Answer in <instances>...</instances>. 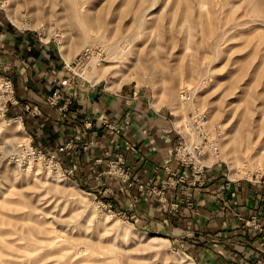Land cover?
I'll return each instance as SVG.
<instances>
[{"label":"rangeland","instance_id":"rangeland-1","mask_svg":"<svg viewBox=\"0 0 264 264\" xmlns=\"http://www.w3.org/2000/svg\"><path fill=\"white\" fill-rule=\"evenodd\" d=\"M247 1L7 0L0 18L9 19L6 30L26 33L55 54V67L63 66L71 91L77 84L109 94L134 86L176 125L184 126L194 111L204 112L212 124L207 133L220 135L216 155L203 162L217 161L225 177L264 183V13L252 11ZM117 47L126 50L112 59ZM92 55L115 65L117 88L84 76ZM3 71L0 67V264H195L176 242L178 229L146 225L132 211L114 207L110 190L94 189L99 180L69 169L62 154L51 160L26 156L24 146L34 138L29 122L8 111L16 97ZM44 86L39 91L48 103L53 92ZM157 92L173 96L175 104L156 101ZM225 137L240 143L241 164L251 168L247 175L233 173L235 164L220 147Z\"/></svg>","mask_w":264,"mask_h":264},{"label":"crops","instance_id":"crops-1","mask_svg":"<svg viewBox=\"0 0 264 264\" xmlns=\"http://www.w3.org/2000/svg\"><path fill=\"white\" fill-rule=\"evenodd\" d=\"M0 14L4 12L0 10ZM7 21L0 18V67L12 81L16 97L8 111L13 117L29 122L33 145L55 152L59 144L70 140L74 146L69 152L56 153L64 156V164L69 169H77L87 180H99L98 186L95 181L94 189H104L103 193L110 190L114 207L132 211L146 225L154 221L162 229L167 230L169 226L178 229L176 242L184 246L195 264H253L264 257V231L252 230L243 222L251 216L264 219V183L225 177L215 161L205 168L203 183L189 185L185 191L195 204V212H190L184 202L176 211L162 208L135 183L120 189L117 181L100 173L107 157H114L116 152L122 153L132 176L141 180L151 178L154 184L165 180L163 165L177 174L185 173L186 169L173 160L176 134L173 130L164 131L169 127L165 114L143 100L125 99L113 92H96L89 88L92 84L85 88L77 84L78 88L71 91L69 77L62 76L63 66L55 67L59 61L54 58L55 54L35 45L26 33L6 30ZM43 84L44 90L58 94L55 103L44 102L45 93L39 91ZM60 104L64 106L58 110ZM125 109L130 113L127 128L118 134L103 127L100 118L117 122ZM86 119L90 126L83 128ZM90 139L93 144L82 149L80 143ZM125 139L133 144L134 150L124 149ZM96 156L102 157L100 162H94ZM97 173L100 174L96 176ZM107 180H113V186ZM182 185L184 182L165 189L167 198H180ZM139 194L141 203L137 204ZM262 224L264 229V220Z\"/></svg>","mask_w":264,"mask_h":264},{"label":"built area","instance_id":"built-area-1","mask_svg":"<svg viewBox=\"0 0 264 264\" xmlns=\"http://www.w3.org/2000/svg\"><path fill=\"white\" fill-rule=\"evenodd\" d=\"M7 6V0H0V10L5 11ZM3 85L9 87V80H3ZM125 99H139L148 103L147 97L140 92L137 87H132L127 93H115ZM58 98L57 93H52L47 97L48 103H55ZM64 104L57 106L58 110L63 108ZM100 122L109 131L113 133H120L123 129L127 128L130 124V113L128 109H125L119 115L117 122L106 119L105 117L100 118ZM185 127L176 125L173 121H169V127L164 129V131L170 132L173 130L176 134L175 142L172 148V157L176 165L184 167L186 169L185 173L177 174L174 169H171L168 165H163L162 170L166 173L165 180L160 184H154L151 178L141 180L137 177L132 176L131 168L126 164L125 160L122 158V153L116 152L114 157H107L105 160L104 168L100 170V173L109 176L118 183L122 184L123 187H128L132 183H135L138 189H144L145 194L153 196L158 205L162 208H166L170 211H176L181 202H184L185 206L190 212H195L196 207L192 198L185 193L189 185H201L203 183V174L205 168L210 166L214 161L209 162V164L204 163V158L207 155H216L218 151L217 147V136L220 135L219 131L214 132L213 135L207 133V116L202 111H194L184 120ZM83 128L90 126V121L88 119L84 120L82 123ZM93 141L85 140L80 143L82 149L88 148L92 145ZM124 149L128 151L134 150L133 144L128 142L126 139L123 140ZM73 143L70 140L64 141L59 144L55 152H46L41 147L33 145L30 141L24 146V152L26 156L34 159H47L51 160L56 156L59 151L69 152L73 147ZM106 153V151H104ZM101 156H96L93 158L94 162H100ZM100 173H97L98 176ZM184 182L181 191L182 195L177 200L168 199L166 196L165 189L168 187H174L178 183ZM108 206L110 204L108 203ZM240 218V216H238ZM263 220L257 219L254 216L249 217L243 222L252 230L263 232ZM253 264H264V257L259 258L254 261Z\"/></svg>","mask_w":264,"mask_h":264},{"label":"bare ground","instance_id":"bare-ground-1","mask_svg":"<svg viewBox=\"0 0 264 264\" xmlns=\"http://www.w3.org/2000/svg\"><path fill=\"white\" fill-rule=\"evenodd\" d=\"M17 0H15V2H16ZM247 1V0H246ZM13 2H14V0H13ZM14 2V3H15ZM248 2V4H249V7L250 8H252V11H255V12H257V11H262L263 13H264V0H248L247 1ZM203 3V2H202ZM246 3V2H245ZM247 4V3H246ZM199 5V4H198ZM248 7V8H249ZM37 8V7H36ZM35 8V9H36ZM249 8V9H250ZM34 9V8H33ZM35 9L33 10V11H35ZM38 11H39V9H38ZM37 11V12H38ZM36 12V11H35ZM9 13H11V12H9ZM33 14V13H32ZM253 14V13H252ZM12 15V14H11ZM34 15V14H33ZM141 16V15H140ZM144 17V16H143ZM34 18V17H33ZM36 18V17H35ZM12 19L14 20V21H16V17L14 16V15H12ZM36 19H39V18H36ZM142 17L140 18V20H138L139 22H138V25L141 27L142 25H141V23H142ZM37 21V20H36ZM136 23L137 22H135V26H136ZM138 26V27H139ZM137 27V26H136ZM137 27V28H138ZM141 29V28H140ZM133 34V33H132ZM133 36V35H132ZM78 46V45H77ZM84 46V45H83ZM78 48V47H77ZM76 48V49H77ZM83 48V47H82ZM118 48V47H117ZM78 50V49H77ZM124 50H126V48H118V50L116 49L115 50V53H113L115 56L114 57H112V59H118L121 55H122V53L124 52ZM112 54V55H113ZM113 61V60H112ZM138 61V60H137ZM141 61V60H140ZM143 61V60H142ZM115 62V61H114ZM156 63V62H155ZM144 64V63H143ZM114 64L113 65H111L110 63L108 64L106 61H105V58H103V59H100V58H98L97 56H95V55H92L91 56V58L88 60V62H87V64L85 65V68L84 69H82V73L84 74V76H87L89 79H91L92 81H97L98 79H100V78H103L104 80H106V82H109L110 83V85H112L113 83H115V81H114V79H113V77L116 75V70H118L117 68H114ZM140 66V65H139ZM139 66H138V69H139ZM145 66V65H144ZM137 69V68H136ZM137 72H138V70H137ZM132 77H133V75H132ZM117 78V77H116ZM180 79V78H179ZM109 80V81H108ZM117 83V82H116ZM181 83V82H180ZM183 83V82H182ZM179 86V85H178ZM112 87H114V88H117L118 87V83L117 84H114V85H112ZM159 91H162V90H159ZM196 91H197V87L195 86L194 87V89H193V91L191 92V95H195L196 94ZM155 92V91H154ZM166 93V92H165ZM165 93L164 94H162V93H156L157 94V99H156V101H160V100H166V101H168V103L170 104V105H173V104H175V102H173L172 100L174 99L173 98V96H168V95H166L165 96ZM170 93V92H169ZM171 94V93H170ZM169 94V95H170ZM190 105H191V103H190ZM251 106V105H250ZM175 111H176V109H174ZM246 111H248V109L246 110ZM245 111V112H246ZM180 112H181V110H180ZM185 112L186 111H184V112H182V113H184V115H185ZM244 112V113H245ZM247 113V112H246ZM249 113H250V111H249ZM248 113V114H249ZM247 114V115H248ZM261 114H263V111L261 112ZM246 115V116H247ZM248 118V117H247ZM249 119V118H248ZM250 120V119H249ZM177 124L180 126V125H182L181 123H180V121H177ZM183 126V125H182ZM184 127V126H183ZM206 127L207 128H209V129H211L212 128V124H211V122H209L207 125H206ZM212 135H213V133H211ZM211 136V135H210ZM226 136V135H225ZM234 136V135H233ZM237 142H238V140L236 139V137H225L224 138V140H223V143L221 144V146H220V144H219V146L220 147H225L227 150H228V155H230L229 156V158L231 159V162L233 163V164H235L234 165V167H236L235 169H234V174H237V175H239V174H241V173H246V175L249 173V169H251V168H249L248 170L247 169H245L243 166H242V164H241V160H240V158H239V155L237 154L239 151V149L237 150V147H236V144H237ZM239 143V142H238ZM240 144V143H239ZM238 144V146H240ZM250 146V145H249ZM248 147V146H247ZM249 148V147H248ZM226 151V150H225ZM238 151V152H237ZM250 151V150H249ZM241 153V152H240ZM244 153V152H243ZM250 153V152H249ZM259 154V153H258ZM213 156H215V155H213ZM243 157V156H242ZM251 157V156H250ZM253 157V156H252ZM255 158H253V162H257V164H258V161L260 160V158H259V156L256 154L255 156H254ZM264 157V156H263ZM245 159V158H244ZM208 160H209V158H208ZM229 160V159H228ZM249 161H251L250 160V158L248 159ZM263 160H264V158H263ZM230 162V161H229ZM244 163V162H243ZM246 163V162H245ZM254 164H256V163H254ZM256 164V165H257ZM255 165V166H256ZM260 165V164H259ZM263 165H264V161H263ZM248 167V166H247ZM260 168V167H259ZM259 168H258V170H259ZM254 169V168H253ZM257 169V168H256ZM262 172V171H261ZM233 174V175H234ZM245 175V176H246ZM241 176H242V174H241ZM12 224V223H11Z\"/></svg>","mask_w":264,"mask_h":264}]
</instances>
